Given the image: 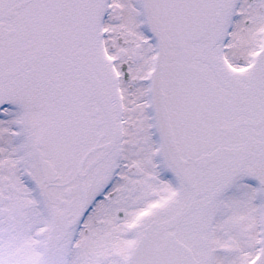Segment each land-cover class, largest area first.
<instances>
[{
	"label": "snow or ice",
	"instance_id": "6c2138e0",
	"mask_svg": "<svg viewBox=\"0 0 264 264\" xmlns=\"http://www.w3.org/2000/svg\"><path fill=\"white\" fill-rule=\"evenodd\" d=\"M0 264H264V0H0Z\"/></svg>",
	"mask_w": 264,
	"mask_h": 264
}]
</instances>
